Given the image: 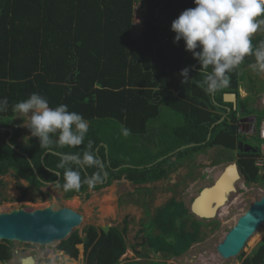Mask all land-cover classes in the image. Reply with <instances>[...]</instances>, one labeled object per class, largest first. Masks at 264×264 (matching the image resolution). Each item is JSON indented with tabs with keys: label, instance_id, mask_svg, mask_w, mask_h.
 <instances>
[{
	"label": "trees",
	"instance_id": "trees-1",
	"mask_svg": "<svg viewBox=\"0 0 264 264\" xmlns=\"http://www.w3.org/2000/svg\"><path fill=\"white\" fill-rule=\"evenodd\" d=\"M135 5L140 6L144 18L139 40L130 37ZM192 7L193 0H0V98L7 97L9 101L0 112V176L12 172L16 179L37 191L59 178L63 199L71 200L75 196L89 197L88 191L100 190L121 178L134 184L159 181L176 164L205 150L237 151L236 114L239 110L250 112V102L255 101L252 96L240 99L239 90L244 82L249 94L262 90L261 85L255 86L251 78L246 81L244 76L255 56H245L237 68L227 73L231 80L228 88L206 93L207 76L212 74L213 66L203 68L193 52L186 50L183 39L174 40L171 30L172 21ZM262 41L264 36H252L253 48ZM185 68L187 76L180 75ZM33 92L45 96L50 107L66 104L69 111L82 114L89 122V131L81 145L60 146L57 130L49 133L47 148L38 136L21 146L17 141L20 127L11 134L2 130L14 128L18 112H13V105ZM224 94L236 95V110L223 102ZM161 106L181 119L173 129L176 142L165 145L166 149L155 156L132 164L133 150L124 143L144 136L149 122L159 116ZM223 107L230 108V113L210 131L226 114ZM122 128L131 134L124 137ZM89 140L93 142L91 148ZM187 145L193 147L168 156ZM85 152H91L103 164L106 184L104 178L92 187L84 183L96 172L104 177L101 167L83 161ZM257 153L258 150L237 151V165L247 183L262 185L264 178L254 166ZM64 156H78L79 161H62ZM62 162L64 167H58ZM69 169L81 175L78 191L62 188L64 172ZM179 209L185 213L180 204ZM177 211L172 204L160 210L147 231L149 234L159 228L165 234L173 233L179 243L176 251L183 252L194 238L179 235L176 221L183 219ZM180 224L182 228L184 222ZM126 232L125 227L121 231L111 228L104 234L89 226L84 238L74 232L57 246V251L75 259L77 246L82 245L86 264H118L126 251ZM5 244H0L1 262L13 256L12 246ZM61 253V258L69 261ZM241 264H264V241Z\"/></svg>",
	"mask_w": 264,
	"mask_h": 264
},
{
	"label": "rangeland",
	"instance_id": "rangeland-1",
	"mask_svg": "<svg viewBox=\"0 0 264 264\" xmlns=\"http://www.w3.org/2000/svg\"><path fill=\"white\" fill-rule=\"evenodd\" d=\"M260 18H264V16ZM253 36L263 37L264 25H261ZM244 76L246 81L251 78L253 84L256 83L255 86L261 85L262 90L249 94L244 82L241 87L240 99L252 96L255 101L250 102L249 107L256 110V119L262 118L264 113L262 104L264 73H258L249 67L244 71ZM242 113L243 111L239 110L236 118ZM31 114V112L28 114L18 112L14 119V124L21 128V135L17 140L21 146H25L27 141L34 136L28 126ZM180 120L178 115L170 112L165 106H161L159 116L149 122L146 134L124 143L127 148L131 147L133 150L131 151L133 154L131 163L133 164L137 160H147L166 149L165 145L168 147L173 142L175 143L176 140L172 137L173 129L180 125ZM239 140L253 145L259 150L260 142L256 132L250 136L241 135ZM236 155L235 152L231 154L219 148H212L193 155L191 159L185 160L183 163L176 164L175 168L167 172L166 177L159 181L134 184L121 178L112 181L110 185L100 190L88 191L89 197L75 196L71 200H64L62 192L55 190L52 186H45L37 191L24 181L16 179L13 173L9 172L0 176V213H8L14 209L32 211L50 205L56 208H69L83 217L81 225L74 230L81 238H84V232L89 226H93L97 230H100L101 227H109V230L116 228L119 231L125 227L127 232L123 233V238L126 251L118 264H241L264 241V224L249 239L236 258L221 261L215 248L236 223L239 216L260 197V193L264 190V184H248L243 178V183L241 182L237 186L236 193L229 196L231 204L225 212L226 216L221 219L201 220L192 216L189 211L192 200L200 190L210 187L216 180L214 175L218 176L228 163L235 162ZM257 158L258 156L254 158V163ZM259 172L258 169V175L264 178V172L262 171V174ZM171 204L175 205L180 218L183 219L176 221V227L181 232L179 235L189 234L194 238L190 247L183 252L176 251V247L179 248V243L173 233L165 234L159 228H154L149 234L147 231V226L154 220L158 212ZM179 204L185 213L179 209ZM181 222H184L182 228ZM10 244L13 250L19 252V257L13 256L11 261L4 264H18V258H22L21 256L34 257L35 264H86V255L82 245L77 246V258L71 259L57 251L56 243L49 247L15 242ZM60 253L68 257L69 261H64Z\"/></svg>",
	"mask_w": 264,
	"mask_h": 264
},
{
	"label": "clouds",
	"instance_id": "clouds-1",
	"mask_svg": "<svg viewBox=\"0 0 264 264\" xmlns=\"http://www.w3.org/2000/svg\"><path fill=\"white\" fill-rule=\"evenodd\" d=\"M193 3L195 7L185 9L172 21L171 30L175 33L174 40L178 42L183 39L186 50L193 52V55L201 61L203 68L213 66L212 74L207 76V87L204 89L206 93L211 95L218 90L228 88L231 80L227 73L237 68L247 55L255 56V63L250 65L251 69L264 73V41L255 49L252 44L253 34L260 29L261 25H264V18H260L264 16V0H193ZM196 49L200 50L194 51ZM187 74V68L180 73L182 76ZM241 91L240 88L239 95ZM8 104L7 97L0 98V112L4 111ZM13 112L32 113L28 126L33 135L40 138L45 148L50 144L49 133H56L59 130L58 144L60 146H77L84 142L85 135L89 131V122L82 114L69 111L66 104L50 107L48 99L37 92L31 93L25 100L16 102L13 105ZM223 116L227 117L226 114ZM121 131L124 137L131 134L127 128H122ZM238 135L241 136L240 133ZM241 142L244 143V141ZM92 143L89 140V148ZM70 159L79 161L78 156L62 157V161ZM83 161L88 165L95 164L103 167L99 159L91 152H85ZM58 167H64L63 162ZM53 174L59 175L58 172ZM103 178L96 172L85 179L84 183L92 187L102 182ZM56 183L60 185L59 181ZM62 188L64 191H78L81 188L80 173L71 169L66 170Z\"/></svg>",
	"mask_w": 264,
	"mask_h": 264
},
{
	"label": "water",
	"instance_id": "water-1",
	"mask_svg": "<svg viewBox=\"0 0 264 264\" xmlns=\"http://www.w3.org/2000/svg\"><path fill=\"white\" fill-rule=\"evenodd\" d=\"M223 102L225 104H231L233 110L236 109L237 99L235 94L223 95ZM225 110L226 115L230 113L229 108H225ZM225 117L226 116H222L218 122L213 124L210 128V131L215 126L220 124L225 119ZM2 130H7L9 134L12 133L11 129ZM209 138L210 134L207 136V140H209ZM8 139L9 138L6 139L7 144H9ZM190 147H193V145L181 147L168 156H172L175 153ZM13 149L18 151V149L14 147ZM237 150L239 152L245 153L257 152L256 149L245 145L241 141H239L237 144ZM101 168L103 169V167ZM230 170H232L233 177L227 183V186L226 183H223L222 185L224 176L226 173L228 174ZM103 173L104 183H106L107 176L104 169ZM238 179L239 176L237 175V168L235 164H231L228 166V168H226L225 172L220 176V178L214 181L210 187L201 190L197 198L190 206V214L197 219L209 220L208 217L216 213L217 204L223 202V200H226L223 194L226 195L229 192L230 195L235 192L233 183ZM56 182L54 184H50V186L56 190H59V186ZM213 204L215 206L211 207ZM82 222L83 217L69 208H56L55 206L50 205L48 207L32 211L14 209L8 213H0V241L31 244L38 247H49L54 243L59 245L66 241L73 234L74 230L81 225ZM263 224L264 193L257 200L252 202L248 209L241 216H239L236 223L216 246L215 252L218 257L221 260H229L239 256L246 243L253 235L258 232L259 228ZM100 230L104 234H107L109 227H101ZM20 264H35V260L28 256L22 259Z\"/></svg>",
	"mask_w": 264,
	"mask_h": 264
},
{
	"label": "built area",
	"instance_id": "built-area-1",
	"mask_svg": "<svg viewBox=\"0 0 264 264\" xmlns=\"http://www.w3.org/2000/svg\"><path fill=\"white\" fill-rule=\"evenodd\" d=\"M143 28L144 19L141 14L140 6L135 5L133 7V19L130 35L131 39L139 40L142 35ZM249 131H252L253 133L256 132L258 134L260 144L258 153L256 155L258 158L256 159L254 166L260 170L259 174H262V171L264 172V117L260 118L258 124H256L253 129L249 128ZM249 131H247L246 136H250Z\"/></svg>",
	"mask_w": 264,
	"mask_h": 264
},
{
	"label": "bare ground",
	"instance_id": "bare-ground-1",
	"mask_svg": "<svg viewBox=\"0 0 264 264\" xmlns=\"http://www.w3.org/2000/svg\"><path fill=\"white\" fill-rule=\"evenodd\" d=\"M231 164H235V166H236V168H237V175L239 176V179L236 181V182H234L233 183V187L235 188V192L234 193H236V188H237V186H239L240 184H241V181H240V179H241V175H240V171H239V168H238V166H237V163L236 162H231V163H228L227 165H226V167L219 173V175L218 176H216V175H214V178H216V180H218L219 178H220V176L225 172V170H226V168H228V166H230ZM228 175V176H227ZM233 177V174H232V170H230L229 172H228V174L226 173V175L224 176V181L222 182V185H223V183H226V186H227V183L231 180V178ZM215 180V181H216ZM205 188H208V187H205ZM111 189V188H110ZM204 189V188H203ZM202 189V190H203ZM245 190H246V188H245ZM200 192H201V190H200ZM199 192V193H200ZM261 192V191H260ZM115 193V192H114ZM199 193L197 194V196L199 195ZM226 193V192H225ZM264 193V190L262 191V193H260V195L259 196H261L262 194ZM231 195V194H230ZM229 192H228V194H223V196L226 198V200H223V202H220L219 204H217V208H216V213L214 214V215H211V216H209L208 217V219L209 220H214L215 218H219V219H221L222 217H224V216H226V213L225 212H227V210H228V208H229V205L231 204V202H230V200H229ZM236 195V194H235ZM234 195V196H235ZM197 196L192 200V202L197 198ZM221 198V197H220ZM192 202H191V204H192ZM70 203V202H69ZM73 203H75V202H73ZM217 203V202H216ZM234 203V202H233ZM191 204H190V206H191ZM234 205V204H233ZM190 206H189V209H190ZM215 205L213 204L211 207H214ZM236 216V215H235ZM222 261V260H221Z\"/></svg>",
	"mask_w": 264,
	"mask_h": 264
},
{
	"label": "flooded vegetation",
	"instance_id": "flooded-vegetation-1",
	"mask_svg": "<svg viewBox=\"0 0 264 264\" xmlns=\"http://www.w3.org/2000/svg\"><path fill=\"white\" fill-rule=\"evenodd\" d=\"M255 112L256 110H251L250 112L248 113H242L241 117L237 116V127H238V133H240L241 135L245 136L247 134V131H249V128L250 129H253L255 127V125L257 124V122L260 120L259 119H256V115H255ZM228 115V114H227ZM249 133H253L252 131H249ZM254 134V133H253ZM245 143V142H244ZM245 145L249 146V147H252L253 149H256L253 145H250L248 143H245ZM237 151H235L236 153ZM249 153H252V152H249ZM22 181V180H21ZM25 182V181H24ZM26 183V182H25ZM27 184V183H26ZM46 186H50V184L46 185ZM56 190V189H55ZM6 242L4 241H0V244H5ZM9 243V242H8ZM6 246H9L8 244H5ZM11 245V244H10ZM12 252H13V256H18L19 255V252L17 250H13L12 249ZM12 256V257H13ZM19 257V256H18ZM22 258H18V264H20L21 260L28 257V256H21ZM34 258V257H32ZM8 261H11L8 260ZM8 261H5V262H1L0 261V264H4V263H7ZM36 263V262H35Z\"/></svg>",
	"mask_w": 264,
	"mask_h": 264
},
{
	"label": "crops",
	"instance_id": "crops-1",
	"mask_svg": "<svg viewBox=\"0 0 264 264\" xmlns=\"http://www.w3.org/2000/svg\"><path fill=\"white\" fill-rule=\"evenodd\" d=\"M262 104H263V106H264V96H263V98H262ZM248 109H249V111L250 110H253V109H251L250 107H248ZM15 128H17V125H15L14 126V129ZM11 130H13L12 128H11ZM35 136V135H34ZM34 136H32V137H34ZM101 145H103V144H101ZM220 149H222V148H220ZM223 151H227V150H224V149H222ZM227 152H229V153H231L232 154V152H230V151H227ZM236 163H237V160L235 161ZM231 163V162H230ZM238 166V165H237ZM239 168V167H238ZM239 171H240V169H239ZM240 175H241V179H240V181L242 182V179L244 178L243 177V175L241 174V171H240ZM243 183V182H242ZM248 184H254V183H248ZM246 187V186H245ZM245 187H244V189H245Z\"/></svg>",
	"mask_w": 264,
	"mask_h": 264
}]
</instances>
